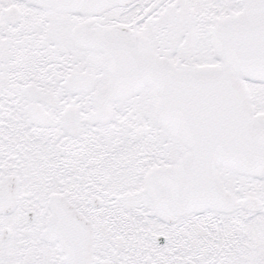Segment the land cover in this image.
Returning a JSON list of instances; mask_svg holds the SVG:
<instances>
[{
    "label": "snow or ice",
    "instance_id": "6c2138e0",
    "mask_svg": "<svg viewBox=\"0 0 264 264\" xmlns=\"http://www.w3.org/2000/svg\"><path fill=\"white\" fill-rule=\"evenodd\" d=\"M0 264H264V0H0Z\"/></svg>",
    "mask_w": 264,
    "mask_h": 264
}]
</instances>
